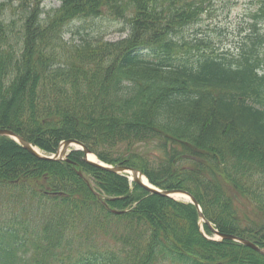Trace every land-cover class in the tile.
Listing matches in <instances>:
<instances>
[{"label":"trees","instance_id":"1","mask_svg":"<svg viewBox=\"0 0 264 264\" xmlns=\"http://www.w3.org/2000/svg\"><path fill=\"white\" fill-rule=\"evenodd\" d=\"M43 1L0 0L3 16L19 13L0 20V128L48 154L80 140L188 191L220 232L264 247V0L233 52L186 36L210 0H59L51 11ZM103 16L130 34L65 40L73 22ZM83 157L40 159L0 135V264H264L206 237L194 204Z\"/></svg>","mask_w":264,"mask_h":264},{"label":"rangeland","instance_id":"2","mask_svg":"<svg viewBox=\"0 0 264 264\" xmlns=\"http://www.w3.org/2000/svg\"><path fill=\"white\" fill-rule=\"evenodd\" d=\"M213 1L214 6H210L212 15L204 17L198 24L188 28L186 36L192 39L198 34L211 39L213 45L220 51H236L243 41L252 13L259 7V2L258 0ZM60 4L59 0H45L42 7L44 11H50L59 7ZM5 16L7 19L3 18ZM5 16H3V11H0V20L4 19L6 22H10L13 18L18 20L19 13L18 11L11 13L7 10ZM17 25H20V22H17ZM67 28L69 32L66 33L65 40L69 44H80L83 39H97L100 37L108 41H118L130 34L129 25L123 19H115L110 16L75 21ZM89 179L94 183L92 176H89ZM247 214L250 217L254 216V213L249 211H247ZM252 218L257 220L256 216ZM250 220L248 218L247 221H244V224L246 225ZM246 227H250V225Z\"/></svg>","mask_w":264,"mask_h":264},{"label":"water","instance_id":"3","mask_svg":"<svg viewBox=\"0 0 264 264\" xmlns=\"http://www.w3.org/2000/svg\"><path fill=\"white\" fill-rule=\"evenodd\" d=\"M0 135L9 136V137L15 139L17 142H19L23 147H25L33 155H35L36 157H38L40 159H45V160L58 161V160H65L66 159L67 161H70V159H68V155L72 151L71 147L76 146V150L83 151L84 160L86 162H88L89 164L97 166V167H101L103 169H107L109 171L119 173V174L132 173L133 174L132 179L135 182H137L138 184H140L141 186H143L146 190H148L151 193H156V194H160V195L171 197V198H175V194H180V193L185 194L189 197L188 200L190 202H192L198 208L201 219L209 225V227L216 234L218 239H229V240L239 242L241 244H244V245L254 249L255 251L259 252L260 254L264 255V248L260 247L255 242H253L247 238L241 237L239 235L222 233L218 229H216L213 226V224L209 220L206 219L205 215L203 214L201 205L199 204L197 199L192 194H190L189 192L183 191V190H178V189L162 190V189L156 187L155 185H153L148 179H147V181L143 180L144 174L135 168H132V167H129L126 165H109L107 163H104L103 161H101L98 158H97V160H92L89 158V154H91L92 151L83 142H81L79 140H76V139L64 140L61 142L60 147L56 153H54L53 155H47V154H44L43 152H41V150L39 148H37L36 146H34L31 142H29L28 140H26L25 138H23L22 136H20L19 134L15 133L14 131H12L10 129L0 128ZM80 174H81V172H80Z\"/></svg>","mask_w":264,"mask_h":264},{"label":"bare ground","instance_id":"4","mask_svg":"<svg viewBox=\"0 0 264 264\" xmlns=\"http://www.w3.org/2000/svg\"><path fill=\"white\" fill-rule=\"evenodd\" d=\"M72 147H76V146H72ZM89 158L92 159V160H96V156L94 154H89ZM132 176V174H131ZM143 180L147 181L146 177H143ZM175 198L177 199H189V197L185 194H175Z\"/></svg>","mask_w":264,"mask_h":264}]
</instances>
